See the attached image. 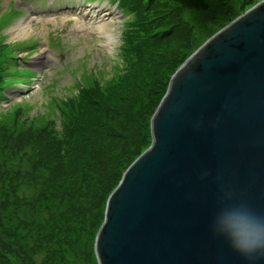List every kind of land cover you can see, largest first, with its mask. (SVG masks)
Here are the masks:
<instances>
[{"label": "rangeland", "instance_id": "1", "mask_svg": "<svg viewBox=\"0 0 264 264\" xmlns=\"http://www.w3.org/2000/svg\"><path fill=\"white\" fill-rule=\"evenodd\" d=\"M175 1L0 0V264H97L89 209L101 164L77 159L58 180L54 164H46L52 135L65 133L72 119L65 114L79 108L65 104L96 82L124 87L113 75L126 60L134 70L133 91L122 95L128 110L162 77L171 79L172 61L187 60L259 0H181L195 6L183 11L193 33L153 40L149 24L178 8ZM170 28L162 24L160 32ZM141 50L144 58L150 51L158 56L135 60Z\"/></svg>", "mask_w": 264, "mask_h": 264}, {"label": "water", "instance_id": "2", "mask_svg": "<svg viewBox=\"0 0 264 264\" xmlns=\"http://www.w3.org/2000/svg\"><path fill=\"white\" fill-rule=\"evenodd\" d=\"M150 132L107 199L97 264H264L216 231L234 206L264 218V0L176 70Z\"/></svg>", "mask_w": 264, "mask_h": 264}, {"label": "trees", "instance_id": "3", "mask_svg": "<svg viewBox=\"0 0 264 264\" xmlns=\"http://www.w3.org/2000/svg\"><path fill=\"white\" fill-rule=\"evenodd\" d=\"M156 1L163 2L165 0ZM180 1H175L178 3V8L174 7L166 16H157L155 20L151 21L152 23L149 25L154 31V34L151 35L153 40L157 39L162 42L174 35L178 30L185 31L187 29L190 35L193 33L192 26L190 27L191 24L183 17V11H185V8H193L195 6L192 4L186 5L183 1ZM168 4L171 5V3ZM168 15L171 16V20H166L169 17ZM167 23H169L171 28L160 32L162 24L165 25ZM123 49L126 48L123 47ZM139 54L135 60L149 59L151 62V58L158 56L154 51H150L145 58L142 57L143 50L139 51ZM185 60L186 58L182 57L172 61L167 69L171 71V76ZM119 66L122 69V73L113 75V78H116V76L121 77L118 82H125V86L121 88L120 84H115L116 87L107 85L103 87L96 82L89 89L82 90L78 97L69 100L65 106L69 108L72 104H79V108L75 112H73L74 108H71L68 115L65 114L66 119L72 117L70 122L66 124V132H63L64 128L60 129L61 135H52L49 146L46 147L48 152L46 155H49L46 164L47 166L51 165V163L54 164L52 166L54 180H58L59 177L67 173L77 159H85L86 163L91 160V162L94 161V165L98 163V166L101 164L103 173L94 188L93 205L91 206L92 209H89L90 227L94 228V235L95 233L97 235L104 221L105 207L109 195L119 184L125 170L151 144V117L164 96L170 81V79L166 81L164 76L160 79L161 84H156L158 88H149L133 101L130 97L132 104L127 110L123 106L122 99L125 96L122 95L126 94L128 97L131 93L124 92L133 91L128 90V88L132 85L129 82H132L131 80L134 79L129 74L134 72V70L130 68L126 60H122ZM85 73L86 76L90 74V72ZM97 95L98 97L94 99ZM56 121L57 119L52 124H57ZM134 122L137 123L136 126H134ZM59 126H62V122L59 123ZM55 127L52 126L51 131L58 132L59 130ZM57 141L63 144L57 147L55 145ZM41 152L44 151L41 150ZM44 156L45 154L39 157L37 168H40L41 164H44ZM12 188L16 190V185L12 186ZM0 195L3 198L1 192ZM10 196L6 195L5 197L8 200ZM87 226L89 225L83 221L84 230ZM2 256L4 259H7V255Z\"/></svg>", "mask_w": 264, "mask_h": 264}, {"label": "clouds", "instance_id": "4", "mask_svg": "<svg viewBox=\"0 0 264 264\" xmlns=\"http://www.w3.org/2000/svg\"><path fill=\"white\" fill-rule=\"evenodd\" d=\"M216 231L228 238L238 253L253 257L264 254V218L243 206L228 208L216 220Z\"/></svg>", "mask_w": 264, "mask_h": 264}]
</instances>
